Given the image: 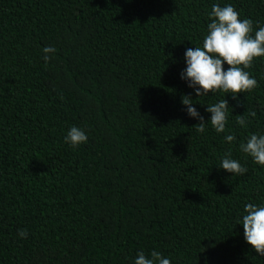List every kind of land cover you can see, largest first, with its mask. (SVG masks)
<instances>
[{"label": "trees", "instance_id": "trees-1", "mask_svg": "<svg viewBox=\"0 0 264 264\" xmlns=\"http://www.w3.org/2000/svg\"><path fill=\"white\" fill-rule=\"evenodd\" d=\"M214 4L253 20V35L264 26V0H0V264H134L140 251L264 264L239 224L247 203L264 206V166L239 148L264 135V57L236 99L196 97L181 78ZM224 98L217 133L206 109ZM72 126L85 144L65 142ZM229 150L246 174L219 167Z\"/></svg>", "mask_w": 264, "mask_h": 264}, {"label": "clouds", "instance_id": "clouds-1", "mask_svg": "<svg viewBox=\"0 0 264 264\" xmlns=\"http://www.w3.org/2000/svg\"><path fill=\"white\" fill-rule=\"evenodd\" d=\"M209 15L211 22L207 26V35L202 47L196 46L186 50L187 67L181 73V78L195 90L196 97L219 91L226 95L231 94L233 99H236L239 94L249 93L258 87L257 79L246 69L253 67L255 59L264 57V26H259L253 35V20L241 19L240 13L231 4H214ZM42 51L43 59L47 63L57 50L48 46ZM225 63L229 66L227 70ZM182 104L186 106L190 117L200 121L194 126L197 132L204 133L209 122H206L193 106L195 103L192 97L185 95ZM229 108L231 107L225 98L218 103L207 105L206 110L211 113L210 124L217 133L226 131ZM256 115L255 111L248 110L246 114L237 116V123L241 127H247L249 117ZM225 140L231 144L236 140V136L228 134ZM87 141L86 133L76 126H72L65 137V142L73 148ZM239 148L244 154L251 156L256 164L264 166V135L251 134L246 142L239 144ZM219 167L233 176L248 172L247 167L232 158L231 150L222 158ZM244 211L242 222L239 223L243 225L244 238L259 256H264V206L247 203ZM19 236L26 239L27 229H21ZM134 264H171V260L157 251H152L150 255L140 251Z\"/></svg>", "mask_w": 264, "mask_h": 264}]
</instances>
